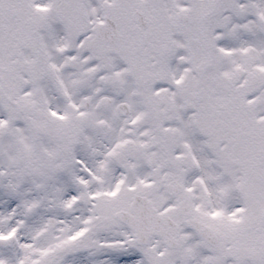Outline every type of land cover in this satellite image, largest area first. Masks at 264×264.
Listing matches in <instances>:
<instances>
[{
	"label": "snow or ice",
	"instance_id": "obj_1",
	"mask_svg": "<svg viewBox=\"0 0 264 264\" xmlns=\"http://www.w3.org/2000/svg\"><path fill=\"white\" fill-rule=\"evenodd\" d=\"M0 264H264V0H0Z\"/></svg>",
	"mask_w": 264,
	"mask_h": 264
}]
</instances>
